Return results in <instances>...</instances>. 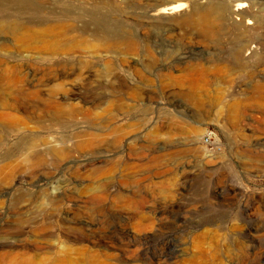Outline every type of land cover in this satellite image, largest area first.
Wrapping results in <instances>:
<instances>
[{
  "label": "rangeland",
  "instance_id": "1",
  "mask_svg": "<svg viewBox=\"0 0 264 264\" xmlns=\"http://www.w3.org/2000/svg\"><path fill=\"white\" fill-rule=\"evenodd\" d=\"M163 1L90 0L108 16L98 23L0 0V169L14 166L0 179L1 255L264 264V102L253 89L264 87V26L249 34L263 51L232 70L224 58L238 40L147 20ZM251 1L264 17V0ZM67 26L132 41L76 32L59 52L52 36L30 38ZM62 82L69 93L52 94ZM27 143L38 159L16 153Z\"/></svg>",
  "mask_w": 264,
  "mask_h": 264
},
{
  "label": "bare ground",
  "instance_id": "2",
  "mask_svg": "<svg viewBox=\"0 0 264 264\" xmlns=\"http://www.w3.org/2000/svg\"><path fill=\"white\" fill-rule=\"evenodd\" d=\"M10 1V5L14 4L12 8L19 12H46L48 10L49 12L52 11L53 13L66 15L69 18H73L77 22L83 21L86 17H89L92 21H96L98 23L106 22L108 20V16L100 15L99 11L95 10L97 8L96 6L100 4L98 2H95V0H92L94 1L93 5L95 7V9L93 10H88L87 8V5L90 3V0ZM43 4H47L49 5V7L46 8L42 6ZM0 7L6 8L7 6L2 5ZM255 10V4L251 0H164L160 4L155 5L153 8H151V10L146 15V19L149 21H180V23L190 25L200 31L205 36L211 38L218 36L222 31H226L227 35H230V37H234V39H237L238 42L233 48H231L228 57H225L224 61L229 63L232 70H242L243 68L247 67L246 63L250 60L248 59V56L254 57L257 54L259 55L263 51L262 45H257L253 41L252 36L249 35L252 33V30L257 29L259 26H264V17L260 16ZM2 24L4 23H1V25ZM8 28L10 30L15 29L13 26ZM32 31L33 34L30 36L31 39L52 36L53 45L59 52H63L66 50V47L64 45L65 41L67 40V38H70V36L76 32H79L82 37L90 34L91 31H93L92 35L96 37L105 38L107 36H113L112 39L117 46L118 44L130 46V43L132 41L130 37H126L120 34H111L109 32L110 30L103 31L100 28L91 30V28L88 26L83 27V29L76 28L73 26H67L63 27L59 32H54L52 30ZM76 45L77 47L79 46L78 43ZM1 64H3V60L0 59V65ZM57 64L60 65V63ZM105 66L107 68V72H110L113 68V64L109 62H107ZM253 89L255 90L256 94L261 96V99L264 102V87L253 86ZM51 93H69V89L65 82L57 83L53 86ZM45 102L47 104L55 103V101L52 100H46ZM227 120L234 126H239V124L243 120V114L239 106H234L232 108V111L229 114ZM35 152L36 147H34V145L31 143H27L24 146H21L16 151V153L22 155V157H24L28 161L38 159L40 157L37 156L35 158ZM13 156L16 155L11 154L6 157L3 161L10 160ZM11 172H14V166H3L0 169V179L4 175H7ZM0 264H47V262L45 260L37 262L31 259L24 258L22 254L19 255L8 253L0 256ZM55 264H62V262L61 260H57L55 261ZM79 264L106 263H98L96 259H93L91 255H85V257L81 259ZM191 264L198 263L193 262Z\"/></svg>",
  "mask_w": 264,
  "mask_h": 264
},
{
  "label": "built area",
  "instance_id": "3",
  "mask_svg": "<svg viewBox=\"0 0 264 264\" xmlns=\"http://www.w3.org/2000/svg\"><path fill=\"white\" fill-rule=\"evenodd\" d=\"M212 143L211 135H207L205 137V144L210 145Z\"/></svg>",
  "mask_w": 264,
  "mask_h": 264
}]
</instances>
